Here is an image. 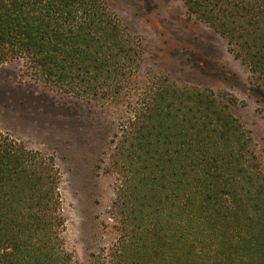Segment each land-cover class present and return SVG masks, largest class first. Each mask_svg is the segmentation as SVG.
I'll return each instance as SVG.
<instances>
[{
    "label": "trees",
    "instance_id": "1",
    "mask_svg": "<svg viewBox=\"0 0 264 264\" xmlns=\"http://www.w3.org/2000/svg\"><path fill=\"white\" fill-rule=\"evenodd\" d=\"M264 87V0H181ZM148 46L108 0H0V66L46 88L128 102L111 170L119 239L105 264H264V161L232 96L168 74L140 82ZM53 156L0 131V264H71Z\"/></svg>",
    "mask_w": 264,
    "mask_h": 264
},
{
    "label": "rangeland",
    "instance_id": "2",
    "mask_svg": "<svg viewBox=\"0 0 264 264\" xmlns=\"http://www.w3.org/2000/svg\"><path fill=\"white\" fill-rule=\"evenodd\" d=\"M147 52L142 85L168 74L182 84L210 88L236 99L233 113L251 131L264 161V87L203 24L186 21L181 0H108ZM128 102L95 103L46 88L24 60L0 66V131L31 150L53 156L61 173L71 264H105L119 239L113 202L118 176L111 170L115 134L130 115Z\"/></svg>",
    "mask_w": 264,
    "mask_h": 264
}]
</instances>
